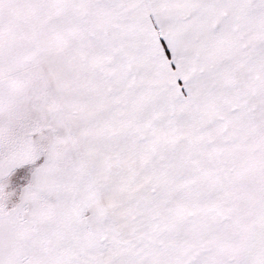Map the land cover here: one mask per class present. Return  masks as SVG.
<instances>
[{"label":"snow or ice","instance_id":"6c2138e0","mask_svg":"<svg viewBox=\"0 0 264 264\" xmlns=\"http://www.w3.org/2000/svg\"><path fill=\"white\" fill-rule=\"evenodd\" d=\"M0 264H264V0H0Z\"/></svg>","mask_w":264,"mask_h":264}]
</instances>
